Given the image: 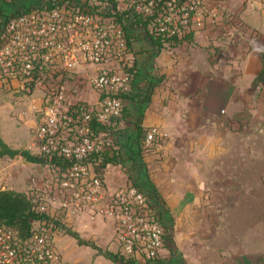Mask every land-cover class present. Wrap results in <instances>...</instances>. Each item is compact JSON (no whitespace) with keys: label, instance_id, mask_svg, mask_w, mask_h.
<instances>
[{"label":"crops","instance_id":"obj_1","mask_svg":"<svg viewBox=\"0 0 264 264\" xmlns=\"http://www.w3.org/2000/svg\"><path fill=\"white\" fill-rule=\"evenodd\" d=\"M215 6L220 22L194 33L189 43L157 56L141 35L130 43L136 76L123 102L126 116L115 129L134 148L139 131L154 127L157 136L150 144L143 139L138 155L124 154L104 175L105 190L124 187L116 172L123 166L128 186L157 198L153 207L180 252L187 239L180 229H212L218 212H241L244 197L261 195V178L245 169L261 162L264 148V0ZM223 260L264 264V253L226 251Z\"/></svg>","mask_w":264,"mask_h":264},{"label":"built area","instance_id":"obj_2","mask_svg":"<svg viewBox=\"0 0 264 264\" xmlns=\"http://www.w3.org/2000/svg\"><path fill=\"white\" fill-rule=\"evenodd\" d=\"M68 1V6L48 9L39 3L21 11L6 24V40L0 46L2 81L25 82L36 70L41 77L61 80L66 71L84 63L99 66L91 80L97 92L91 104L66 100L60 81L50 89L33 130L34 153L72 164L61 173L40 165L47 170V177L30 178V183L42 182L39 189L42 187L44 196H39L35 209L47 214L48 223H33L24 238L0 225V264H57L60 257L53 222L65 224L80 211L91 213L90 219L94 214L114 219L122 255L150 262L163 246V232L144 196L129 187L119 196L107 197L102 180L86 161L106 146L102 135H92L91 123L104 124L118 116L122 105L116 95L129 90L130 79L122 69L129 50L119 23L105 15L106 5L151 17L156 33L180 37L220 22L222 12L215 3L225 0ZM92 1L98 8L79 7ZM230 22L237 23L233 18ZM155 136L156 129L149 128L144 143L150 144Z\"/></svg>","mask_w":264,"mask_h":264},{"label":"rangeland","instance_id":"obj_3","mask_svg":"<svg viewBox=\"0 0 264 264\" xmlns=\"http://www.w3.org/2000/svg\"><path fill=\"white\" fill-rule=\"evenodd\" d=\"M97 67L99 66L93 63H84L71 71H66L61 80L49 78L46 79L47 82L39 80L35 82L31 93L25 90L23 80H0V140L11 150L34 153L33 130L39 121L41 110L49 100L50 89L56 86V81H60L66 100L91 104L97 98L91 81ZM261 122L264 127V118ZM107 144L105 140V145ZM261 157L259 164L246 166L245 169L247 176L255 175L256 178L258 175L261 178L259 184L261 195L244 197L241 212L234 210L224 214L218 212L213 222L214 229H209L206 224L201 229H180L187 237L184 239V245H181V252L178 251L174 235L167 228L166 240L155 260L143 262L138 259L137 264H196L198 258L210 264H221L224 262L222 259L226 251L237 254L264 253L263 147ZM107 167L101 177L103 186ZM116 172L123 174L125 186L118 187L112 192L105 190L107 197L119 196L132 187L128 186L131 181L125 167H118ZM41 176L47 177V170L40 165L29 164L19 156L0 158V190L12 189L31 196L43 197L42 187L39 189L42 182L38 180L37 184H33L29 181L32 177L40 179ZM90 216L89 212H77L68 218L61 229L56 230V246L60 257L57 264H114L106 255L108 253L122 255L121 245L116 240L114 219L97 214L90 219ZM207 216L208 214H205L203 217L205 221H208ZM69 233L77 234L86 245H77ZM195 242L200 246L198 250L194 246Z\"/></svg>","mask_w":264,"mask_h":264},{"label":"trees","instance_id":"obj_4","mask_svg":"<svg viewBox=\"0 0 264 264\" xmlns=\"http://www.w3.org/2000/svg\"><path fill=\"white\" fill-rule=\"evenodd\" d=\"M42 3L45 8L68 6L70 2L68 0H0V46L6 40V24L18 15L21 11H28L29 9L38 6ZM81 9L86 7L87 9H96L98 4L92 1L91 4L86 2L79 6ZM116 5L108 3L105 9V15L112 17L117 23H119L122 31L124 32L126 49L130 50V43L139 38V35L145 40H147L150 49L154 56L159 55L164 49H171L181 45L182 43H189L192 38V33L184 34L180 37L169 36L166 37L162 34L156 33L154 27L152 26L151 17H141L137 14L128 12V10H116ZM121 7V6H120ZM122 69L129 76V90L127 92H122L116 95L121 101V109L118 116L110 118L107 123H91V131L93 136L102 135V138L106 139L108 144L103 147L100 152H94L88 156L86 161L92 166L96 175L102 179L103 172L105 168L109 165L115 166L119 165L122 161V156L127 153H132L133 155H138L139 151L143 146V139L145 137L144 131H139L135 137V148L127 142L121 136V131L116 130L115 126L119 120H123L126 116L125 106L123 105L124 100L128 99L131 93L130 88L132 86V81L136 76L135 62L131 57L122 62ZM42 73L46 70L42 67ZM40 71L36 70L33 74L31 80L23 82L24 88L27 93H31L35 82L43 80L47 82L46 75L41 77L39 75ZM261 76L264 75L262 70ZM80 104V102H78ZM154 141V140H153ZM152 141V142H153ZM7 156L12 158L14 156L21 157L25 162L33 165H47L50 168L57 170L61 173L66 167L72 164L71 161H57L54 158L47 159L40 154L30 153L29 151L23 150H11L0 140V158ZM136 188V186H132ZM145 198L147 208L152 211L154 216L157 218L159 226L162 229L163 237L162 241L166 240V233L168 232L167 227L162 224V214L157 208L153 207L152 201L155 204L157 198H149L144 192L136 188ZM39 196L28 195L25 192L15 191L12 189L0 190V225L9 228L16 232V234L24 238L29 235L33 223L43 222L48 223V216L45 213L37 212L35 209L38 203ZM151 200V203L149 202ZM52 229H61L63 224L59 221L53 222ZM70 236L76 241L77 245H86V242L79 238L75 233H69ZM164 245V244H163ZM106 258L112 261L114 264H137V262L131 257H125L118 253L106 255ZM148 262V261H146Z\"/></svg>","mask_w":264,"mask_h":264}]
</instances>
